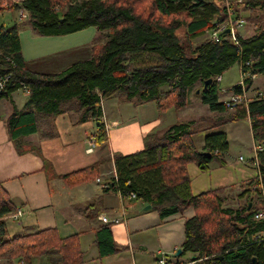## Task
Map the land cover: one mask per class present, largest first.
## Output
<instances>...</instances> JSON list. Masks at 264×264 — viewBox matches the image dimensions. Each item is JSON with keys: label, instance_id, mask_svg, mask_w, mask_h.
<instances>
[{"label": "trees", "instance_id": "trees-1", "mask_svg": "<svg viewBox=\"0 0 264 264\" xmlns=\"http://www.w3.org/2000/svg\"><path fill=\"white\" fill-rule=\"evenodd\" d=\"M221 1L0 0V13L12 12L16 20L11 26L0 22V75L10 77L0 98L10 96L21 83L29 89L24 106L14 107L7 120L12 139L37 132L41 116L72 112L77 123L98 122L93 137L97 145H104L105 99L116 97L134 104L152 101L159 113H165L187 107L190 95H195L208 110L219 113L205 117L213 123L204 128L208 133L202 150L195 144V120L190 118L146 134L139 150L108 152L107 157L62 179L69 186L84 183L112 161L115 172L107 188L116 189L121 197L133 192L135 199L150 204L161 216L193 207L180 245L181 255L195 256L189 264H264V92L238 103L220 98L222 91L232 96L247 93L252 75H264V0H225V5ZM20 8L28 13L24 20L18 16ZM229 16L243 18L244 24L252 25L253 34L242 37L238 30V44L224 31L218 33V41L209 35L193 43ZM24 24L40 35H62L91 26L96 33L84 58L54 73L37 72L21 55L18 30ZM234 65L242 81L221 87L222 75ZM238 119L248 120L254 146L259 147L249 160L257 174L240 182L236 197L243 202L225 206L229 196L223 192L234 186L193 194L186 165L195 162L206 171L213 161L226 164L227 134L210 130ZM13 211L15 205L0 185V259L7 264H32L46 256L51 264L81 263L77 234L60 238L55 228H46L7 236L5 220ZM95 235L99 255L118 250L109 225L100 226Z\"/></svg>", "mask_w": 264, "mask_h": 264}, {"label": "crops", "instance_id": "crops-1", "mask_svg": "<svg viewBox=\"0 0 264 264\" xmlns=\"http://www.w3.org/2000/svg\"><path fill=\"white\" fill-rule=\"evenodd\" d=\"M0 22L11 26L16 20L14 14L5 11L0 13ZM95 33L91 26L62 35H40L24 24L18 30L21 55L33 71L54 73L87 56ZM63 55H67V61L56 62L55 58ZM28 95L20 91L0 98V185L15 205V211L5 220L7 233L13 234L8 236L46 228H55L60 238L77 234L82 251L80 264H161L160 259L164 264H189L188 260L194 255L185 253L190 258L183 260L185 254L180 256L175 252L184 238L185 220L194 215L192 206L161 216L151 207L144 209L147 204L135 198L121 197L116 189L101 188L95 179L109 184L112 161L101 167L95 179L84 183L69 186L62 179L63 175L97 162L108 152L128 154L141 149L146 134L169 124L163 126L154 102L134 104L120 102L116 97L108 98L110 105L106 109L103 104L102 108L107 142L96 144L93 152H87L88 140H95L97 123L95 120L77 123L76 114L72 112L50 118L41 116L37 132L12 139L7 120L14 107L20 110L24 106ZM198 104L205 106L201 102ZM201 118L205 119V116ZM202 144L203 141L199 150H202ZM225 158L226 164L213 161L206 171L200 170L195 162L186 165L193 194L239 187L241 181L257 174L250 159L240 161L238 158V162L232 164L233 157L230 160L225 155ZM236 198L237 204L242 203L243 199ZM18 209L21 211L19 218L13 216ZM99 215H104L106 222H102ZM9 219L18 222L8 229ZM102 225H109L118 248L103 256L98 253L95 235ZM11 228L13 233H9ZM13 264L18 263L14 261Z\"/></svg>", "mask_w": 264, "mask_h": 264}, {"label": "rangeland", "instance_id": "rangeland-1", "mask_svg": "<svg viewBox=\"0 0 264 264\" xmlns=\"http://www.w3.org/2000/svg\"><path fill=\"white\" fill-rule=\"evenodd\" d=\"M221 5H225V0L221 1ZM9 15H13V13L9 12ZM240 32L243 34V36L247 37V36L253 34L254 31H253L251 24H244L240 28ZM208 37H209V33H205V35L195 39L193 41V43L196 45V44L200 43L203 39L208 38ZM61 58H59V57L55 58L56 62L63 63V61L66 62L68 59L67 55H63V56H61ZM48 71L49 70H46L44 72H48ZM50 71H52V70H50ZM240 79H241L240 70L238 69V67L236 65H234L231 68H229L228 70H226L224 72V74L222 75L221 87L232 86L235 83H237ZM253 79H254V81L252 83V86L247 90V93H246L247 97H253L256 94V92H258V91L264 92V75L255 76ZM240 81H242V80H240ZM15 92H20V91H15ZM230 95L231 94L229 92L222 91L220 98H221V100H227ZM194 96L195 95H192V94L190 95V98H189L190 104L187 107L183 108L182 110L175 111L173 109H170L166 113H159V112L158 113L160 114V117H162L161 119H162L163 126L167 123H169L168 125H171V124L175 123L176 121L178 122V121L189 120L190 118H193L195 120V123L193 125V127H194L193 129L196 130L195 134H193V138L195 140V144H196L197 148L201 149V143L203 141V137L206 133H208V132H205L206 130H204V128L209 127L213 123V119L207 120V119L201 118V116L214 118V117L218 116L219 113L212 112V111L208 110L207 106L201 107L198 104L199 102L197 101L198 97L195 98ZM110 101H111V99H105L104 100V102H103L104 108L107 109V107L110 105ZM152 111H154V110H152ZM142 116L143 115L140 114V117H142ZM102 119H103V117H102ZM169 121H171L172 123H170ZM201 121H204V122H201ZM219 130H223L227 134V140L229 143V148H228V151L226 153V156H229L230 160H231V157H233V161L231 162L232 164L234 163V161L238 162L239 156H242L245 160L251 158V156L253 154L252 146L254 145V143L253 144L251 143L252 137H251L250 125H249L248 120L238 119L236 121L226 123L220 127L213 128L212 130H210V132L219 131ZM112 172H113V164H112L111 170H109V174L111 176H112ZM239 191H240V187L234 186L233 189L226 190L225 192H223L224 195L226 194L229 196L228 204H230V205L237 204V202H235V201L237 200L236 195L238 194ZM7 221L9 224L8 229L10 227H13V225H17L16 222H18V221H13L11 219H9ZM9 233H13L12 228L9 231ZM8 235H13V234H8ZM182 257H183V260H188V258H190V256H188V254H185ZM50 262H51V258L46 259L45 257L42 256V257H38L37 259H35L32 262V264H49ZM0 264H7V263L4 260L0 259Z\"/></svg>", "mask_w": 264, "mask_h": 264}, {"label": "built area", "instance_id": "built-area-1", "mask_svg": "<svg viewBox=\"0 0 264 264\" xmlns=\"http://www.w3.org/2000/svg\"><path fill=\"white\" fill-rule=\"evenodd\" d=\"M13 2H15V0H12ZM238 2H240L241 0H237ZM226 6H228V2L226 3ZM229 7V6H228ZM231 11L229 10L228 8V13H230ZM18 16L20 17V19L24 20L28 17V13L25 9L23 8H20L18 10ZM245 23V20L241 17H237V18H234L232 16H229L227 20H225L224 22L220 23V24H216V28L214 30H211L209 32V35L210 37L213 38V40L215 41H218V33L222 32V31H225V30H229L230 32V39L238 44V39H237V32L238 30H240L239 28H241ZM241 74V72H240ZM243 75L241 74V79H242ZM9 76L8 74L7 75H0V93H2L3 91H6L7 90V86H8V81H9ZM252 78H254V75H252ZM218 80H220V77H218ZM241 82V81H240ZM20 91L24 92V93H27L29 94V89L27 88L26 85H24L23 83L20 84V87H18ZM17 90V91H18ZM243 98H247L246 96V91L243 90V93L241 96H232L230 95L228 100H230V102H233V103H238V102H241L243 100ZM104 119V118H103ZM88 148H87V152H93L94 148H95V140L93 138H90L88 140ZM258 149L259 147H256V146H252V149H253V153H254V156H255V149ZM239 159L240 160H243V157L242 156H239ZM114 169H113V172H112V176L114 175ZM99 185L101 186V188H107V183H104V182H101L100 181V178H96L95 179ZM135 194L133 192H130L128 195H127V198H135ZM21 215V211L20 209H18L16 211V213H14L13 216L15 217H20ZM262 216V214H257L255 215V217H260ZM18 217V218H19ZM98 218L102 221V222H106V218L104 217V215H99ZM159 262L161 264H164V260L160 259Z\"/></svg>", "mask_w": 264, "mask_h": 264}, {"label": "water", "instance_id": "water-1", "mask_svg": "<svg viewBox=\"0 0 264 264\" xmlns=\"http://www.w3.org/2000/svg\"><path fill=\"white\" fill-rule=\"evenodd\" d=\"M224 32L226 33V32H228V30H225ZM210 82H211V78L205 80V81H204V85H203V89H205V87L207 86V84L210 83ZM198 92H199V89L196 90V93H198ZM97 123H98V122H97ZM203 154L209 155L208 152H203ZM150 207H151V205H150V204H147V205L144 207V209H149ZM180 252H181V249L178 248V249L176 250V252H175V255H179ZM191 259H192V260H195V256H192Z\"/></svg>", "mask_w": 264, "mask_h": 264}, {"label": "bare ground", "instance_id": "bare-ground-1", "mask_svg": "<svg viewBox=\"0 0 264 264\" xmlns=\"http://www.w3.org/2000/svg\"><path fill=\"white\" fill-rule=\"evenodd\" d=\"M228 32H229V30H228ZM10 74V73H9ZM5 75H7V74H5Z\"/></svg>", "mask_w": 264, "mask_h": 264}]
</instances>
